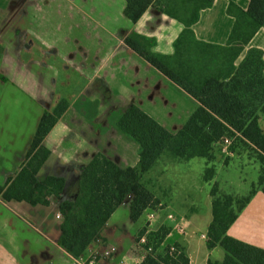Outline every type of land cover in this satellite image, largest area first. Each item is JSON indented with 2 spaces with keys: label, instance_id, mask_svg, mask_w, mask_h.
Listing matches in <instances>:
<instances>
[{
  "label": "crops",
  "instance_id": "1",
  "mask_svg": "<svg viewBox=\"0 0 264 264\" xmlns=\"http://www.w3.org/2000/svg\"><path fill=\"white\" fill-rule=\"evenodd\" d=\"M230 3L242 10L248 6V0H214L192 27L196 40L226 45L234 25ZM124 7V0H0V43L4 48L0 74L6 79L0 81V186L23 166L43 114L61 101L68 103L43 140L49 157L39 172L40 176L62 178L63 192L48 207L0 200V264H79L58 245V204L74 198L80 173L96 153L123 169L136 166L139 146L118 130L120 117L136 105L173 134L188 120L179 119L171 127L161 120L156 105L165 109L174 106L173 113L167 112L168 119L179 113V105H171L169 99H176L170 87L176 86L124 44V37L134 32L154 40L153 53L172 56L183 26L154 8L132 23L124 16ZM248 48L261 50L264 61V29L255 34ZM176 88L183 94V106H187L181 112L190 117L198 104ZM262 122L264 117L259 121L264 130ZM232 155L242 160V171L251 169L252 178L246 195H229L245 197L253 189L255 192L227 235L264 249V195L257 185L261 165L245 152ZM219 158L213 162L204 159L202 180L207 168H213L216 176ZM185 188L178 198L163 197L161 209L150 212L154 214L151 221H147L146 212L141 225L139 220L131 221L126 205L119 208L127 211L126 225L112 220L117 209L103 231V247L112 255L102 264H118L122 259L125 264H138V232L145 226L154 231L162 225L171 227L167 242L179 245L189 264L222 261L224 252L220 248L209 252L205 246L212 221L210 192L201 204L202 200L190 197L189 187Z\"/></svg>",
  "mask_w": 264,
  "mask_h": 264
},
{
  "label": "trees",
  "instance_id": "2",
  "mask_svg": "<svg viewBox=\"0 0 264 264\" xmlns=\"http://www.w3.org/2000/svg\"><path fill=\"white\" fill-rule=\"evenodd\" d=\"M214 0H124L123 14L136 23L145 11L154 8L176 20L183 30L174 42L172 56L152 52L154 40L134 32L124 37V44L145 64L195 99L197 107L176 132L170 133L136 105L130 106L117 122V128L139 146V160L134 167L120 168L104 155L96 153L81 171L74 198L59 202L61 218L58 245L76 261H87V251L95 242H106L103 231L112 215L126 205L132 222L146 212L160 210L163 197L158 195L155 181L146 178L162 155L172 162L205 159L213 162L220 155L224 138L231 140L229 153L251 150L260 163L257 185L264 195V61L263 53L248 48L255 34L264 29V0H248L242 10L232 3L229 13L234 25L225 46L196 40L192 27L200 12L209 9ZM4 48L0 43V62ZM244 54L241 61L239 58ZM6 79L0 74V81ZM68 108L66 101L46 111L35 132L25 162L16 175L0 186V200L24 202L30 206L48 207L59 199L64 180L40 176L49 157L43 140ZM228 162H226L227 164ZM215 171L207 168L203 180H213ZM255 190L245 197L221 193L218 185L210 190L212 221L206 232V249L220 248L222 261L207 264H264V249L246 244L227 235L238 213L250 202ZM171 227L162 225L154 231L143 227L136 244L141 250L138 264H189L187 255L167 239ZM145 244L139 246V240ZM174 249L172 251L171 249Z\"/></svg>",
  "mask_w": 264,
  "mask_h": 264
},
{
  "label": "rangeland",
  "instance_id": "3",
  "mask_svg": "<svg viewBox=\"0 0 264 264\" xmlns=\"http://www.w3.org/2000/svg\"><path fill=\"white\" fill-rule=\"evenodd\" d=\"M170 87L175 91L177 95L175 96L176 98L175 100L172 97L169 98L170 104L172 105V103L175 104L177 103L179 105L177 106L180 109L178 113L179 115L178 114L174 115L171 119H168V117L166 116L167 112L170 111L171 113H173V110L175 109L174 106H168L169 108L165 109L164 107H162L161 104L156 105V111L159 112L161 120L166 123H169V127H171V124H176L179 121V119H181L182 121H186L189 118L188 116L186 118L181 112L182 109L183 110L187 109V106L186 107L183 106L185 103L182 101V98H184L182 97L183 94L176 87L174 86H170ZM240 153H241L240 150L235 152V154L237 155ZM245 153L248 154V156L252 155L250 149L245 151ZM219 154L220 155L217 156L220 158L219 161H217L218 163L216 164L215 167L216 176L211 182H204L201 179L203 173L201 167L203 162H205L204 159H191L189 160L190 163H187L188 161H185L173 165L172 163L174 162L170 161L167 155H162V157L159 159L156 166L152 170V173H150V175L144 178L143 181L147 182L146 180L148 178L154 180L158 195L160 197L162 196L167 198L171 197V195L175 198H178L179 196L182 195V192H184V190L186 189L185 187L188 186L190 197L192 198L196 197L198 199L200 198L202 200L200 201L201 204H203L208 200L210 189L212 188L214 183H216L219 186V188L221 189L220 192L226 195H229V193H233L235 195L237 193L240 195H246L247 191L250 189V183H251L250 180L252 178L251 169H245L242 171L240 169L241 167L239 166L242 160L238 157L232 158L233 155L229 152L228 154H222L220 151ZM226 162H228L229 164L227 163L228 165L224 166L226 165ZM222 163L224 165H222ZM175 184L176 187L175 188L172 187ZM151 216L153 217L154 214L153 213L150 214V212L146 215L147 221H151L153 219ZM143 217L139 220L140 225L143 222ZM127 218L128 215L126 209H119L115 217L112 218V220L126 225ZM147 221H145V223ZM98 242L100 243L97 245V247L91 249ZM98 242H95L93 246L88 249L87 258L90 256L92 252H96L97 254L100 255L104 249H107L103 247L106 242H101V241ZM123 260L124 259H122V261L120 260L118 264H120L121 262L125 264ZM79 264H84V263H79ZM98 264H102V261L98 262Z\"/></svg>",
  "mask_w": 264,
  "mask_h": 264
},
{
  "label": "built area",
  "instance_id": "4",
  "mask_svg": "<svg viewBox=\"0 0 264 264\" xmlns=\"http://www.w3.org/2000/svg\"><path fill=\"white\" fill-rule=\"evenodd\" d=\"M231 144V140L227 139V138H224L222 140V142L220 143L219 147H220V151L222 154H228V149H229V146ZM152 217V216H151ZM153 218V217H152ZM179 231L182 232V229H179ZM204 238V236H202ZM145 244V238H141L139 240V243L138 245L139 246H142ZM172 251H174V249L172 248L171 249ZM112 255V251L107 248V249H104L103 252L99 255L97 254L96 252H92L90 254V256L87 258V261L85 262H81L82 260L78 261V263H84V264H98V262H101L103 260H106L108 259L109 257H111ZM99 259V260H98ZM120 264H124L123 262H121Z\"/></svg>",
  "mask_w": 264,
  "mask_h": 264
}]
</instances>
